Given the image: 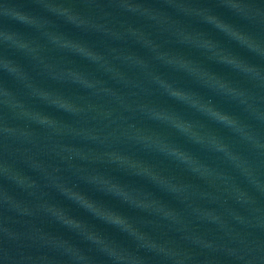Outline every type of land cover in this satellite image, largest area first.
<instances>
[{
    "label": "water",
    "instance_id": "obj_1",
    "mask_svg": "<svg viewBox=\"0 0 264 264\" xmlns=\"http://www.w3.org/2000/svg\"><path fill=\"white\" fill-rule=\"evenodd\" d=\"M0 264H264V0H0Z\"/></svg>",
    "mask_w": 264,
    "mask_h": 264
},
{
    "label": "snow or ice",
    "instance_id": "obj_2",
    "mask_svg": "<svg viewBox=\"0 0 264 264\" xmlns=\"http://www.w3.org/2000/svg\"><path fill=\"white\" fill-rule=\"evenodd\" d=\"M219 118H220V119H224V117H223V116H220Z\"/></svg>",
    "mask_w": 264,
    "mask_h": 264
}]
</instances>
